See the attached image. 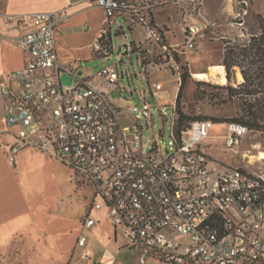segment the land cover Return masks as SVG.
Returning <instances> with one entry per match:
<instances>
[{"label":"built area","instance_id":"1","mask_svg":"<svg viewBox=\"0 0 264 264\" xmlns=\"http://www.w3.org/2000/svg\"><path fill=\"white\" fill-rule=\"evenodd\" d=\"M143 1L97 0V4L110 25L127 15L144 30L142 42L124 46L125 55L133 54L135 48L145 75L168 72L180 86L183 55L200 46L206 28L185 25L183 44L170 46L148 12L143 16L139 8ZM201 1L161 0L154 5L146 0L142 8L175 4L183 11L186 4L198 12ZM239 2L247 6L246 0ZM244 14L246 9L236 15L240 26ZM21 20L32 25L17 40L28 56L24 67L7 77L19 89L12 91L6 82L1 83L5 124L18 129V143L7 156L8 164L14 166L21 150L33 147L74 170L76 184L93 193L82 229L95 224L89 215L92 211H105L113 226L125 230L139 264H146L145 259L154 264H264V177L211 158L206 141L215 123L193 120L177 137L176 98L168 100V93L159 86L150 88L149 95L129 92L131 97L138 94L139 104L119 107L111 92H122L121 83L132 77L122 69L123 59L113 68H102L95 77L80 76L76 65L63 67L58 61L56 12L31 13ZM107 34L103 30L93 44L98 55H108ZM64 72L73 78L69 86L60 80ZM152 100L162 110V118L167 117L163 111L173 107L172 140L164 150L144 141L143 127L138 125L142 118H153ZM226 124L224 151H235L249 130L240 122ZM85 242L81 236L78 245Z\"/></svg>","mask_w":264,"mask_h":264},{"label":"crops","instance_id":"2","mask_svg":"<svg viewBox=\"0 0 264 264\" xmlns=\"http://www.w3.org/2000/svg\"><path fill=\"white\" fill-rule=\"evenodd\" d=\"M237 1L240 0H202L198 12H192V5L185 4L184 10H180L182 31L186 17L193 24L206 28L203 37L214 35L209 38L212 41L209 43L259 33V29L254 32L249 31L246 20L252 4L249 8L242 7L246 9L243 20L244 25L247 26L243 30L231 27ZM39 12L57 13L58 61L63 67L76 65L83 77H91L89 65L99 60L93 44L100 38L102 31L107 29L108 33H112L114 26L118 27L120 24L117 20L114 24L108 23L106 12L97 4V0H0V251L9 250V242L13 240L15 247L29 264H35V259H38V264H79L73 261L75 253L80 252L82 259L89 253L88 238L84 246L78 245L81 233L86 230L100 231L111 227L106 212L92 211L89 215L95 220V224L82 229L81 221L84 215L80 214L78 219L73 216L75 205L73 192L69 188L70 175L63 163L33 147L23 148L17 155L14 166H10L7 160L11 148L18 143L16 136L18 129L8 128L5 124L6 102L1 95V83L6 82L12 91L19 89L18 83L9 82L7 77L11 72L23 68L28 56L18 46L17 40L30 31L32 25L21 18ZM224 15L228 19V30H222L223 26L218 21ZM154 22L159 28L164 29L163 37L168 45L183 44L184 40L175 43L170 39L171 31L168 27L159 25L155 17ZM137 26H134L131 32H134ZM199 41L200 46L187 50L185 56H191L196 50H202L200 53L196 52L194 57L199 59L203 57L205 54L203 51L207 50L205 44L207 40ZM139 42L142 40L135 43ZM221 53L217 58L218 66L211 65L209 61L210 65H207L203 71H194L191 58L188 57L186 65L190 68L192 78L202 81L208 80L212 74H224V70L221 73H208L212 68L222 66L223 52ZM182 63L185 65L183 61ZM64 74L68 73H62L60 80ZM200 74L204 76L198 79L197 76ZM68 75L72 78L70 74ZM238 82L240 83L241 80ZM177 85L179 92L180 86L178 83ZM178 92L172 98L168 96V100L177 98ZM213 129L214 126L210 130L207 144L208 141L216 138L215 134L211 133ZM208 146L210 149V144ZM91 203V194L85 195L82 204L84 212H88ZM111 231L114 236L107 237L109 241L114 240V251L119 252L123 248H128L125 240L127 236H119L122 232L126 235L125 230L113 226Z\"/></svg>","mask_w":264,"mask_h":264},{"label":"rangeland","instance_id":"3","mask_svg":"<svg viewBox=\"0 0 264 264\" xmlns=\"http://www.w3.org/2000/svg\"><path fill=\"white\" fill-rule=\"evenodd\" d=\"M154 5L159 4L161 0H150ZM241 1V0H240ZM146 0L143 1L142 6L146 7ZM252 4V6H251ZM140 6V10L142 9L143 16H147V8H142ZM245 6L239 1L236 2V11L234 17L232 19V28L235 29H244L246 25L240 26L239 20L236 18L238 12H242V7ZM251 6V10L249 15L246 17L248 22L249 31L254 32L259 29L258 26V17L264 16V0H247V8ZM238 8V10H237ZM246 8V6H245ZM153 15L157 23L163 27H168L171 31L170 39H172L175 43H180L184 40V34L181 27V18H180V10L178 6L175 4H164L156 6L153 9ZM117 23L120 24L123 28L124 34L117 35V26L115 25L112 32V40L114 46V52L110 55L109 59H99L92 62L89 65L90 68V76L95 77L99 75L100 71L104 67L113 68L115 65L119 64L120 59H123L121 63L122 69L129 70L132 77L129 81H125L121 83L122 92L114 91L111 92V99L113 102H116L117 105L123 109H126L134 104H139V96L134 93L133 97H131L129 92H139L146 91V94L149 95V89L153 86H159V88L168 92V96L171 98L176 96L178 92V80L176 76H173L171 73L156 71L150 73L148 75L144 74V68L137 61L136 54L125 55V44H131L133 42L143 41L145 37L144 30L137 26L134 32H131L128 29V23L124 16H119L116 18ZM227 17L222 16L219 18L220 24H222V30H228L229 25L227 24ZM185 25L190 26L193 25L186 17L184 18ZM214 36V35H213ZM212 35H206L203 38H200L201 41L207 40L205 54L201 59L195 58L196 52L200 53L202 50H196L195 53H192L190 56H183L182 61L185 63V67H187L188 72L190 74V78L187 79V82L181 93V110L188 115L190 118L203 117L206 120H210L214 125V129L211 133H214L216 138L208 141L211 148L208 153L211 158L217 162L224 163L227 166H236L239 167L249 174L260 175L264 177V159H260V153H264V133L260 132H250L246 137L242 139L241 145L235 151H224V138L227 130V122H223L224 120L235 118L239 114V109L237 103H221L217 99L214 98L221 91L214 89L211 86L221 85L218 82H209V80H202L201 82H206L209 85H197L195 80L192 78V74L188 65H186L187 58H191V65L194 71H203L207 65L218 66L219 62L217 58L223 52V40L214 41L213 43L209 38L213 37ZM246 39L247 36H242ZM233 40V39H232ZM122 46V50L119 53V48ZM209 61H211L209 63ZM223 68H212L208 73H221L223 72ZM234 77V80H243L240 74ZM204 75L200 74L198 79H201ZM212 77H220L222 75H210ZM209 76V77H210ZM62 83L65 86H69L72 84L73 80L68 74H64L61 77ZM147 82L149 84H147ZM199 88L200 94L204 95V99H196V90ZM126 96V99L124 98ZM151 98V97H150ZM177 99V98H176ZM153 118L145 119L142 118L138 125L143 127V139L149 145L157 143L164 150L165 146H168L170 141L172 140L170 131L172 128V118L171 113L173 111V107H167L166 112L167 117L162 118V111L158 109L153 100ZM67 172L70 175L69 188L70 191L73 192L74 198V208H73V216L78 219L80 214H83L84 219L86 217L87 211L84 212L82 208L84 196H89L93 198V193L90 188L76 184L75 182V171L69 169L65 166ZM82 191V192H81ZM90 203H88L89 205ZM113 227V225H110ZM111 227L101 229L100 231H84L81 233V236L89 239V244L87 246V250L89 253L88 256H85L83 259L81 258V253L76 252L74 260L79 264H139L140 257L138 254L131 250L129 247V240L125 238L128 248H123L119 252L114 251V240H108L107 236L112 235ZM80 232V231H79ZM119 236H126L125 233H120ZM15 241L10 240L9 250L0 251V264H29V262L25 261L23 256L20 254L18 249L15 247ZM90 259V260H89ZM146 264H154L151 259H145ZM35 264H38V259H35ZM160 264V263H157Z\"/></svg>","mask_w":264,"mask_h":264},{"label":"trees","instance_id":"4","mask_svg":"<svg viewBox=\"0 0 264 264\" xmlns=\"http://www.w3.org/2000/svg\"><path fill=\"white\" fill-rule=\"evenodd\" d=\"M151 22L163 35L164 29L159 28L154 22L153 10H148ZM124 16L128 29L132 31L136 24H132L127 15ZM119 17V16H118ZM117 17V18H118ZM259 33L251 35L244 39L238 37L235 39L223 40V61L224 77L227 79V85L211 86L222 93L214 96L221 103H237L239 114L235 118L224 120L223 122L235 121L244 124L250 132L264 133V16L258 17ZM117 35L124 34L121 25L117 27ZM107 40L103 39L108 55H97L99 59H106L107 56L113 54L112 33H108ZM165 40V39H164ZM135 46V43H131ZM136 50L134 48L135 54ZM184 56V55H183ZM237 72H240L242 81L239 83L234 80ZM190 78L187 67H183L180 88L176 99V111L178 114L175 120L174 131L179 137L188 127V124L197 119H205L203 117L190 118L180 107L181 93ZM197 85H209L206 82H196ZM196 99H204V95L200 94L199 88L196 90Z\"/></svg>","mask_w":264,"mask_h":264},{"label":"bare ground","instance_id":"5","mask_svg":"<svg viewBox=\"0 0 264 264\" xmlns=\"http://www.w3.org/2000/svg\"><path fill=\"white\" fill-rule=\"evenodd\" d=\"M208 80L209 82H218L219 84L224 85V86L227 85V79L225 77H210ZM259 158L264 159L263 152L260 153Z\"/></svg>","mask_w":264,"mask_h":264},{"label":"water","instance_id":"6","mask_svg":"<svg viewBox=\"0 0 264 264\" xmlns=\"http://www.w3.org/2000/svg\"><path fill=\"white\" fill-rule=\"evenodd\" d=\"M78 74L81 76V75H82V72H81V71H79V72H78Z\"/></svg>","mask_w":264,"mask_h":264}]
</instances>
